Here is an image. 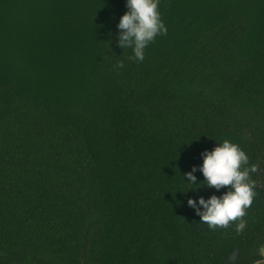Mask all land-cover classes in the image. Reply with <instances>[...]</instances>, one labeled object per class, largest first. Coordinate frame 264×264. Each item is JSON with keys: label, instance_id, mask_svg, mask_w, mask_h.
<instances>
[{"label": "trees", "instance_id": "obj_1", "mask_svg": "<svg viewBox=\"0 0 264 264\" xmlns=\"http://www.w3.org/2000/svg\"><path fill=\"white\" fill-rule=\"evenodd\" d=\"M158 9L167 32L136 61L115 43L125 0H0V264L262 258L264 0ZM224 139L256 166L240 233L178 191Z\"/></svg>", "mask_w": 264, "mask_h": 264}, {"label": "clouds", "instance_id": "obj_2", "mask_svg": "<svg viewBox=\"0 0 264 264\" xmlns=\"http://www.w3.org/2000/svg\"><path fill=\"white\" fill-rule=\"evenodd\" d=\"M158 5L159 0H125L127 11L116 24L115 43L123 50L131 48L132 55L127 59L143 61L147 46L158 35L166 34L167 28ZM123 66V61H117V68ZM200 156L202 163L193 165L182 175L190 187L178 191L185 195L189 190L197 193L187 196V206L210 229L228 227L230 222H235V231L240 233L246 227L242 217L255 195L250 173L256 171V166L249 165L245 151L228 139L217 143L211 150L204 149ZM197 172L204 178L200 183H197ZM202 187L215 189V192L208 197L199 195ZM221 189L225 190L221 192ZM216 192H220V195H216Z\"/></svg>", "mask_w": 264, "mask_h": 264}, {"label": "water", "instance_id": "obj_3", "mask_svg": "<svg viewBox=\"0 0 264 264\" xmlns=\"http://www.w3.org/2000/svg\"><path fill=\"white\" fill-rule=\"evenodd\" d=\"M258 185H259L260 187H263V188H264V185L262 184V180H260V181L258 182ZM260 249H261V251H262V252H260L261 255H262V258H261L260 260L256 261L255 264H264V247H261ZM238 254H239V249H238V248L234 249V250L230 253V255H229V257H228V260H229V261H234V260H236L237 257H238Z\"/></svg>", "mask_w": 264, "mask_h": 264}, {"label": "flooded vegetation", "instance_id": "obj_4", "mask_svg": "<svg viewBox=\"0 0 264 264\" xmlns=\"http://www.w3.org/2000/svg\"><path fill=\"white\" fill-rule=\"evenodd\" d=\"M261 258V257H260ZM260 258H259V260H260ZM258 261V260H257ZM253 264H255L254 262H253Z\"/></svg>", "mask_w": 264, "mask_h": 264}, {"label": "rangeland", "instance_id": "obj_5", "mask_svg": "<svg viewBox=\"0 0 264 264\" xmlns=\"http://www.w3.org/2000/svg\"><path fill=\"white\" fill-rule=\"evenodd\" d=\"M260 252H262L261 249H260Z\"/></svg>", "mask_w": 264, "mask_h": 264}]
</instances>
